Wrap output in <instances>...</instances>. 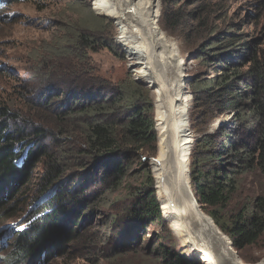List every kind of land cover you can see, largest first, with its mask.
Wrapping results in <instances>:
<instances>
[{
    "label": "rangeland",
    "instance_id": "obj_1",
    "mask_svg": "<svg viewBox=\"0 0 264 264\" xmlns=\"http://www.w3.org/2000/svg\"><path fill=\"white\" fill-rule=\"evenodd\" d=\"M2 3L0 105L7 104L10 112L23 113L25 119L32 117L36 121L34 123L47 130L49 138H46L43 150L48 148L47 153L51 157L43 156L42 153L33 155L34 160H39L29 169L27 181L18 187V192L14 196L10 195L12 197L10 203L14 207L12 211H17V220L12 221L11 218L4 221L0 214V234L3 228L8 227L4 229L7 232L6 239L0 235V239H5L6 243L0 249V264H5L9 259H21L17 264H172L175 256L198 259L202 264L209 262L216 264L213 255L203 247L204 244L192 250L200 236H197L189 224L186 235L179 236L177 230H173L164 218L161 191L153 173V162L159 153L160 110L157 106L156 152L148 155L147 151H142L141 159L132 160L120 182L117 178L104 177L94 172L93 163L84 164L87 162L80 153V132L77 131V127L80 126V114L78 109L70 112L74 107H71L70 102L64 97L59 96L58 99L48 101L49 106L58 111L55 113L42 108L35 110L26 105L29 99L37 100L40 96L30 93H33L39 82L44 79V73L52 77V80H59L58 85L65 89L64 93L75 89L73 93L80 94L76 105H80V100L87 94L107 95L120 80L128 78L134 80L131 74L139 76L137 72L139 65H132L133 59L129 54L130 50L138 46L134 45L128 49L120 45L118 37L121 26L117 25L113 18L107 17L105 12L109 8L108 4L94 7L91 0H20L17 3H7L3 0ZM157 10L158 29L168 41L174 43L182 56L191 55L189 73L193 74L197 83L206 89H213L211 86L213 77L221 73L215 69L217 63L208 56L218 54L228 57L231 66L236 68L234 71L237 72L235 76L238 82L244 78L242 74L249 65V62H246L247 56L261 47V42L264 43V0H158ZM147 34L148 36L151 34L149 27L146 34L145 31L141 33ZM139 37L145 39L143 36ZM78 39L80 44H83L79 48L74 46ZM57 40L62 44L56 47H62L67 40H71L68 46L71 51V64L62 63L60 69L50 64L51 60L43 62L45 49L55 48L52 46ZM86 43H89V46H85ZM166 49L170 51L169 47ZM140 53L142 55V52H138L137 55L141 56ZM225 53L227 55L223 56ZM161 62L165 65L168 61ZM223 63L225 62H221L220 65ZM171 64L172 66L176 64L174 59ZM166 68L167 65L164 67L167 72ZM80 76L83 79L96 78V82L84 81L70 87L63 82L77 80ZM134 81L145 87L143 80ZM162 81L166 82L163 77ZM97 82L102 86H95ZM164 82L161 84L165 85ZM243 85L240 81L230 97L235 95L236 89L242 90ZM53 88L54 92L47 88L44 93H59L57 88ZM91 89L94 93H88ZM147 90L153 94L150 88ZM239 108L242 109L237 107L217 111V108L210 107L212 115L204 118L203 124L199 126L200 131L204 130L215 137L216 152L220 151L221 143L228 146L233 136V133H229V136L226 134L218 136L221 125L228 130H235V136L241 137L242 143L251 142L247 133L253 125L251 120H248L241 129L239 127L241 132H237L234 127L237 124L234 116L240 113ZM66 111L69 112L68 116L66 114L64 118L58 119L57 115ZM23 149L20 155L26 156L30 145ZM221 157H228L230 163L234 162V159L227 155ZM80 164H84L85 167L80 168ZM210 164L211 161L207 164V169ZM232 168L236 171L234 175L236 185L228 202L223 207H216L220 210L218 220L222 227L220 224L216 225L207 214L209 211L205 213L200 205L197 208L201 211L191 206L198 223L204 230L215 234L213 245L222 252L223 247L230 249L231 246L229 243L231 238L222 228L245 223L250 213L257 215L258 219L263 218L264 222V173L257 164L256 167L244 168L242 171ZM49 173L56 181L50 186L51 190L49 189L48 193L56 188L58 192L76 200L64 202L65 209L70 213H68L70 216L67 213L65 215L68 217L67 224L61 226L56 220L52 221L56 224L57 232L63 235L62 238L48 245L42 251L43 254L21 258L20 253H16L18 250L16 236L10 230L28 226L29 219L35 225H42V220H47L46 217L50 213L34 214L38 210L34 201L45 183L44 178ZM176 184L189 192V176L177 180ZM76 188L79 189L78 192L74 191ZM166 191L172 196L170 184ZM152 192L159 204L163 223L152 222L145 217L129 219L131 209L136 203L135 199H147ZM187 196L190 202L189 193ZM48 223L51 224L49 221ZM12 227L14 228L11 229ZM259 230V237L254 243L240 250L234 247L236 251L233 252L234 255H227L228 259L236 258L241 264H264V223L259 226ZM65 233L72 235L66 236ZM188 236L192 237V241L184 246L182 240ZM168 249L174 253L172 258L165 252ZM231 250L233 251V248ZM195 252L199 256L203 252L209 256L199 258L198 255L194 256Z\"/></svg>",
    "mask_w": 264,
    "mask_h": 264
},
{
    "label": "trees",
    "instance_id": "obj_2",
    "mask_svg": "<svg viewBox=\"0 0 264 264\" xmlns=\"http://www.w3.org/2000/svg\"><path fill=\"white\" fill-rule=\"evenodd\" d=\"M4 1L7 3L20 2V0ZM2 2L3 0H0V4H3ZM261 43V47L247 56L246 62H249V65L246 67L245 73L242 74L244 78L239 79L238 82H236L235 76L237 72L234 71L236 68L231 66L229 58L218 54L208 56L210 60L217 63L215 69L221 72L213 77L211 83L213 89H206L197 83L195 76H192L187 82L188 89L193 94L191 130L197 135L189 159L190 183L197 192L198 204L205 213L209 211L207 214L216 225L220 224L218 220V211L220 212V210L216 207H223L228 202L233 187L236 185V183L234 184L236 171L232 167L242 171L244 168L256 167L257 164L264 173V43ZM60 44L62 42L57 40L52 46L55 48L45 49L46 54L43 59V62L51 60L50 64L59 69L62 63L71 64V51L68 48L71 40H67L62 47H56ZM74 46L79 48L83 44H80V39H78ZM85 46H89V43H86ZM105 46L110 48L108 45ZM226 55L227 53L223 56ZM221 62L225 63L220 65ZM43 78L33 93H30L40 96L37 100L29 99L26 105L35 110L42 108L45 111L55 113L58 111L50 107L48 101L51 102L62 96L70 102L71 107H74L70 112L78 109L80 126L77 127V131L80 132V153L85 157V162H87L84 163L85 165L93 163L94 172L104 177L117 178L121 182L127 172L128 165L134 159H141L142 151H147L148 155L155 154L157 140L153 119V102L149 91L140 83L131 78L122 79L110 90L111 93L107 95L87 94L83 100H80V105H76L80 94L73 93L75 89L69 93H64L65 89L58 85L59 80H52V77H48L46 73H44ZM84 81L94 83L96 78L83 79L80 76L74 81L63 80L68 84V87ZM240 81L244 84L242 90L236 89L235 95L230 97L231 92L239 86ZM95 86L102 85L97 82ZM53 87L57 88L59 93L51 94L54 92ZM47 88L52 89L53 92L44 93ZM92 91L91 89L88 93H94ZM6 105H0V214L5 219L4 221L11 218L12 221H15L18 216L16 218L17 211H12L14 207L10 203L12 200L10 195L14 196L18 192V187L27 181L29 169L33 168V164L39 160H34L35 156L33 157V155L38 153H42L46 157H51V155L47 153L48 148L43 150L44 142L46 138H49L47 130H43L42 126L34 123L36 121L32 117L25 119L23 113L10 112ZM210 107L217 108V111L242 107V109L239 108L240 113L234 116L237 122L234 127L237 132H241L239 127L241 129L248 120H251L253 125L247 131L251 142L242 143V138L235 136V130L230 129V131L221 125L218 136L221 134L229 136V133H233V136L228 146L221 143L220 151L216 152L215 137L199 129L204 118L212 115ZM66 114L68 116L69 112L58 114L57 117L61 119ZM29 145L30 149L27 150V155H20V151ZM222 155L233 158L234 162L230 163L228 157H221ZM20 157H22L21 164L17 162ZM210 161V167L207 169V164ZM84 164H80V168H84ZM44 180V185L35 197L34 203L38 210L34 214L50 213V215L46 217L47 220H42V225H35L29 219L30 225L27 228L22 232L14 233L18 247L16 253H20L21 258H28L37 254L40 246L45 249L51 243L62 238L63 235L57 232L56 224L52 221L56 220L61 226L67 224L68 217L65 215L69 212L65 209L64 202L76 200L74 197H67L62 192H58L56 188L48 193L51 190L50 186L56 181L50 173ZM78 190L76 188L74 191L78 192ZM135 202L129 219L145 217L149 221L163 223L159 204L153 192L149 194L147 199L136 198ZM263 223V218L258 219L257 215L250 213L245 223H237L236 226L234 225L235 227L222 228V230L229 234L235 249L240 250L256 241L260 234L259 226ZM65 235L70 236L72 233H65ZM196 244L192 250L198 247L199 243ZM165 252L170 258L174 255L169 249ZM194 254V256L198 255L199 258L209 255L205 252L201 256L196 252ZM227 254L234 255L230 250ZM20 260L9 259L5 264H17ZM172 264L202 263L198 259H184L175 256Z\"/></svg>",
    "mask_w": 264,
    "mask_h": 264
},
{
    "label": "bare ground",
    "instance_id": "obj_3",
    "mask_svg": "<svg viewBox=\"0 0 264 264\" xmlns=\"http://www.w3.org/2000/svg\"><path fill=\"white\" fill-rule=\"evenodd\" d=\"M91 1L94 7L108 4L109 8L105 12L107 17L113 18L115 23L121 26L118 37L120 45L128 49L134 45L138 46V48L130 50L129 54L136 64L144 66H141L138 70L140 76L144 78L151 77L154 73L156 78L152 79L150 83L153 89H158L162 77L166 82L172 80L171 84H168L172 85L178 73V56L177 52L175 53L177 48L174 43L167 40L156 25L158 0ZM112 3L113 5H111ZM148 27L151 29L150 36L148 34L141 35L144 31L146 34ZM139 36H143L145 39ZM166 47H169L170 51ZM138 52H142V55L140 53L141 56H138ZM173 59L177 63L172 66ZM162 60L168 62L163 65ZM166 65L167 72L164 70ZM170 73L172 74L170 75ZM161 86L165 89V86L162 84ZM153 95L156 99V106L160 110L159 153L153 162V173L161 191L160 200L163 202L161 209L164 218L170 223L173 230H177L179 236L186 235V231H189L187 226L189 224L197 236H200L197 240L198 247L204 244L203 247L213 255L216 264H241L236 258L228 259L227 252L230 249H224L221 245L223 247L222 252L213 245L215 234L212 231L204 230L202 225L198 223V219L192 213L193 209L189 204L188 191L181 185L176 184L177 180L187 178L190 173L188 155L193 145L194 135L190 133L188 128L187 115L180 117L176 111L178 106H184L187 103L182 105V101H179L176 97L177 94L168 93L165 90L163 93H153ZM174 120L177 121L178 127H174ZM169 184L172 196L166 191ZM191 238L188 236L183 239V245L190 244ZM209 264L211 263L209 262Z\"/></svg>",
    "mask_w": 264,
    "mask_h": 264
},
{
    "label": "built area",
    "instance_id": "obj_4",
    "mask_svg": "<svg viewBox=\"0 0 264 264\" xmlns=\"http://www.w3.org/2000/svg\"><path fill=\"white\" fill-rule=\"evenodd\" d=\"M177 56H178V73H177V77L173 80L172 85H168V84H171L172 80L168 84L166 82L162 81L166 85V89H163L161 87V84L158 87V89L157 88L153 89V87L150 85V83H151L152 79L156 78V75L154 73L152 74L151 77H146V78L140 76L139 73H138L139 76H134V75L131 74V77L134 80H138V79L143 80V82L145 83V86L147 88H150L153 93L160 94V93H163L164 90L168 91V89H171V93L172 94H177L176 97L178 98V100L182 101V105H183V103H187V105L184 104V106H181V105L178 106L176 111H177V114L180 117L183 116V115H187V120H188V124H189L188 128L190 129V133L193 135V132L191 130V123H190V121H191V111H192V108H193V94L188 89V86L186 84V80L188 79V77L190 75V73H189L190 61L188 60L187 57L182 56L178 49H177ZM132 65H139V64H136L134 62V60H133L132 61ZM140 68H141V65H139V67L137 69V72H138V70H140ZM152 102H153V107H154V109H153L154 110L153 119H154V123H155V130L157 131V120H156L157 108H156V99L154 98V96H153ZM176 123H177V121H176ZM176 127H178V124H176ZM189 155H190V153H189ZM189 190H190V196L192 197L193 201L197 205H199L198 201H197V192L194 189H192V188H189ZM229 243L231 244V246H229V248L230 249L233 248V251L232 250L231 251L232 252L236 251L234 249V244L232 242V239L229 241Z\"/></svg>",
    "mask_w": 264,
    "mask_h": 264
},
{
    "label": "clouds",
    "instance_id": "obj_5",
    "mask_svg": "<svg viewBox=\"0 0 264 264\" xmlns=\"http://www.w3.org/2000/svg\"><path fill=\"white\" fill-rule=\"evenodd\" d=\"M2 5L3 4H0V8L2 7ZM190 54H188V56H187V58H188V60L190 59ZM192 77V74H190L189 75V77H188V79L186 80V84H187V82H188V80L190 79ZM146 87V86H145ZM147 88V87H146ZM148 89V88H147ZM150 95H151V98H152V100H153V94L152 93H150ZM153 109H154V107H153ZM153 117H154V110H153ZM190 123H191V121H190ZM157 132V131H156ZM193 135H194V140H193V144H194V142H195V140H196V136L197 135H195L194 133H193ZM157 137V136H156ZM193 146V145H192ZM190 154H191V151H190ZM189 159H190V155H189ZM19 164H21V162H22V157H20L19 159H18V161H17ZM189 179H190V174H189ZM188 186H190L189 188H192L191 187V183H190V185H188ZM192 189H194V188H192ZM195 190V189H194ZM29 221V220H28ZM28 226H29V223H28ZM28 226H24L23 228H21V229H19V230H14L13 228L14 227H12L11 229H13V230H10V232H13V234L14 233H16V232H22L25 228H27ZM8 227H5V228H3V231H2V233L0 234L1 235V237H3V238H5L6 239V237H7V232H6V230H4V229H7ZM15 235V234H14ZM5 236V237H4ZM5 239H0V249H2L4 246H5ZM44 249H40L38 252H37V254H43V251ZM5 260H6V258H5Z\"/></svg>",
    "mask_w": 264,
    "mask_h": 264
},
{
    "label": "water",
    "instance_id": "obj_6",
    "mask_svg": "<svg viewBox=\"0 0 264 264\" xmlns=\"http://www.w3.org/2000/svg\"><path fill=\"white\" fill-rule=\"evenodd\" d=\"M188 189H189V186H188ZM189 195H190V190H189ZM193 208H197V207H199V205H197L194 201H193V199H192V197H191V200H190V203H189ZM198 209V208H197ZM199 211H201L200 209H198ZM210 218V217H209ZM211 219V218H210ZM212 220V219H211Z\"/></svg>",
    "mask_w": 264,
    "mask_h": 264
},
{
    "label": "crops",
    "instance_id": "obj_7",
    "mask_svg": "<svg viewBox=\"0 0 264 264\" xmlns=\"http://www.w3.org/2000/svg\"><path fill=\"white\" fill-rule=\"evenodd\" d=\"M163 86H165V89H166V85H163ZM162 87V86H161ZM163 88V87H162ZM164 89V88H163ZM168 93H171V89H168V91H167Z\"/></svg>",
    "mask_w": 264,
    "mask_h": 264
}]
</instances>
